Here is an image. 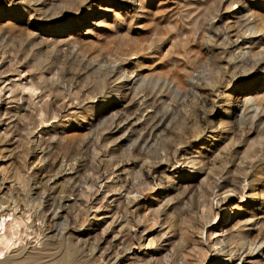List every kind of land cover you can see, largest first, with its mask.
Instances as JSON below:
<instances>
[{
  "label": "bare ground",
  "instance_id": "1",
  "mask_svg": "<svg viewBox=\"0 0 264 264\" xmlns=\"http://www.w3.org/2000/svg\"><path fill=\"white\" fill-rule=\"evenodd\" d=\"M9 1L8 3L14 5L13 0ZM76 1L15 0L14 10L10 9L6 14L0 12V19H2V25H0V27L5 29L8 35L15 39L16 43H19L20 49H22L24 54H22V58L25 60L23 62H27L28 69L30 68L31 71L38 76V79H52L56 76L57 80H61V86H55L56 89L54 88V80L50 84L47 82V84H44L42 81L43 79L40 83H35V80L32 78H29L26 82L25 77V79H23L25 83L21 84L23 81L21 82L22 79L20 80L21 72L17 71L18 65L16 64L15 66L17 67H13L11 65L12 63L10 64L11 70L17 74L19 80L17 78L18 81L15 83H11V81L10 83L8 82L10 85H8L9 91H7L8 88L4 91L5 95L6 93L10 95L8 101L5 99L1 100L3 96L0 97V102L5 101V105L10 103H15L17 105L16 109L18 112H16L17 110H8L7 112L10 116H8L6 120L14 117L16 114L18 116V121L14 119L11 123L10 128L12 129L13 136L11 137L12 134L10 135L11 139L9 142L17 136L15 133L19 134L20 130H22L20 129L21 123H19V120L22 122V117L26 115L25 112L31 113V116L33 115L31 124H33L34 127H32L31 131H25V136L30 138L33 136L32 134L35 127L43 123L46 124L49 120L53 121L52 119L57 120L59 118L58 110L56 109L57 105L54 108V105L47 101L48 99L46 101H44V99L49 97L50 94L52 97L54 96V98L61 94L63 96L61 97L62 100H66V94L61 91H65L66 86H68L66 92L68 91L69 93V91H71L69 89L73 84L72 81L75 80V75H77L75 72L76 70L73 72L74 66H76L77 70L79 69V71L87 73L88 75L86 74V76L89 79L81 88L83 92H87L90 100L86 102L84 98L85 102L80 101L84 102L81 103V105L93 101L97 97L104 99L102 103H109L106 109L101 111V113L97 115V118H95V120L97 119L98 121L95 126L97 127L98 125L100 130L102 128L99 139L90 138L85 141L83 140L84 142L82 141V144L76 149L77 153L75 152L74 154L66 150L67 146L64 147L62 145V142L59 141V136L56 142L45 146L43 149L44 152L42 151L43 156L40 160V162H43L42 167L36 169L37 172L35 176L29 177L30 181L33 182L32 186L37 190L35 198L28 197V193L31 189L33 190V188L26 183L23 184L21 182L22 186H19L18 189H14L17 182L15 179H12V181L8 182L9 186L7 191H4L0 184V212L4 206L7 208L12 207V203L15 204L14 207L19 204L22 211V215L15 216L14 214L9 216L8 219L0 217V258L3 256L4 250L9 251L18 242L21 243L24 239L23 237L30 235L26 233V230H32V226H35V222H38L40 225L35 229L33 234L35 235L34 240L37 242H39L38 237L42 235V242L39 243L41 246L40 249L31 250L30 247L26 249L28 243L23 247L19 245L17 250H15V255H13L15 259H10V261L7 259L8 262L5 264H118V262H122L119 264H256L257 261L255 260L257 256L264 258V235H262L264 234V211L261 213V217H258L259 219L256 218L253 220L254 224H252L254 226L259 223L256 234H253V230L251 229H247L246 232L240 230V232L235 234H227L228 231L224 230V228H214V226L229 223L235 218L236 214H240L237 218L240 222L252 221L255 215L251 212L252 214L249 215L250 217L244 220L243 218H245L246 215L245 213L241 214L240 211L243 210L239 206L233 204L235 200L239 199L241 202L240 204H242L248 199V203L258 201L259 205H264V91L259 95L260 98H257L259 100L257 102V99L255 100L248 96L250 91L247 90V88L251 86L247 85L249 82L251 83V79H257L258 75H264V8L256 11L253 9L254 12L251 10L252 13H249L251 21H248L249 18L243 20V29L239 31L242 26L239 27V30L233 29L232 26L237 21H232L235 16H223V14H227V12L231 11L232 6L239 2L238 0H230V2H227L228 0H204L203 3H199V0L196 1V3H194L193 0H184L181 8H177L175 11L173 10V12L167 16L168 19H165L169 25H173L179 35L173 42L176 44L181 43L182 48L177 50L176 55L172 56L168 62L161 61L154 67L155 70L163 68L162 75L172 80L171 82L173 83L174 89L170 90L168 88L169 85L164 84V81L161 83L160 80V83H157V85L154 84L153 86L150 84L153 86L151 88L147 86L148 83L146 84L145 82L147 74H143V71H141V69H145L144 67L147 65H143V67L140 65L138 59L135 62L130 61V57L141 54L138 53L137 55V53H130L127 57L124 55L123 58H120L119 56H122L123 52L119 55L121 51H118L119 56L109 60L107 58H112L113 55H109L105 58L106 56L101 57L97 53H95L96 55L92 52L90 53V41L87 45L83 42H79L74 33L64 35V30L66 28L63 27L62 23L59 21L65 19V14L79 16V13H76L74 9L76 10L77 5H81V3L77 4ZM142 1L138 2L141 3ZM179 1L177 0V2ZM84 2L83 0L82 3L84 4ZM132 2L133 1L130 3ZM258 3L264 4V0H259ZM216 4L220 5V8L223 10L222 13H219L216 9L219 7L215 6ZM192 5H196V7L189 8ZM85 12L87 17L91 11L88 9ZM183 13H187L189 16H182ZM231 14L234 13L231 12ZM178 18L183 19L179 20ZM237 19L239 18L237 17ZM23 21L25 23H23ZM46 21L47 23H53L49 26L50 28L48 30H43V27H40L37 31L35 24L39 22L42 24ZM180 22H183L185 27L181 28ZM74 23L77 26L80 20H75ZM216 23H222V25L214 26ZM19 24L24 25L26 28L25 31L20 30ZM205 24L209 27L212 34H214V37L207 36L208 38H206V36L201 34L202 25ZM126 28L124 29L126 30ZM0 32L2 33L3 31ZM121 34L122 37L126 35L120 33V35ZM107 35L108 33L106 36ZM120 35L118 38L121 37ZM64 36L67 37L63 39L62 37ZM98 36L99 40L101 36ZM106 36L104 35V37ZM13 38L12 40H14ZM126 38L128 39L129 36L127 37L126 35ZM126 38L124 40H126ZM123 39L122 41H124ZM239 39L241 41H238ZM247 39H252V41L247 42ZM106 40L107 39H105V41ZM108 40L107 42L109 44H112V42L114 43V41V44H118L115 38L112 42ZM94 42L95 41H93V43ZM123 43L119 42L121 45ZM247 43L249 44V49L251 48L255 52L253 57L258 58L247 63V65H245L244 62H235L238 58H244L245 52H243V45ZM95 44H97V42ZM123 47H125V45H123ZM227 48L233 49V51L229 52L227 50L229 53L226 56L224 52ZM16 49L17 48H15V50ZM18 49L16 50L17 52H22ZM130 49L131 46L127 49L129 50L128 52L132 51ZM234 51H238L236 57L233 55ZM168 52H171V48H169L167 52H164V56H167ZM114 53L116 54L115 51ZM1 54L3 56L4 52H1L0 56ZM25 54L26 56L28 54V60ZM104 55L107 54L105 53L103 56ZM231 58L235 63L230 62ZM158 61H160V59H158ZM15 62L19 63L17 59H15ZM152 66L150 65L149 67L151 68ZM202 66H204V70L207 71L208 75L206 77H204L205 75L203 77H196L194 83L188 82L186 78L192 77V75H188L189 72H196L198 69L203 68ZM12 67L14 69H12ZM139 67L143 68L140 69ZM158 72L156 71L155 73L158 74ZM249 76L251 77L249 78ZM0 77L2 78L3 76ZM35 77L36 76H34V78ZM242 77H246V79L243 83H239L240 81L238 80ZM261 78L263 79L264 76ZM158 79L160 78L158 77ZM57 80H55V82ZM67 80L68 84H64ZM223 81H227V85L230 84L231 88L236 89L233 97L234 101L232 100V103L241 104L243 108L242 117L235 120V115L232 111V116L230 119H227L226 115L229 113L230 109L233 108L232 103L229 102L231 98V93L229 92L226 96V101H228V103L226 104V108L222 111L220 120L218 119L219 122L216 127V130H218H215L217 135H219L216 136L217 140L212 145L210 143V146L207 147L202 154L203 156L201 155L202 157H187L188 159H185V153L181 155L179 146L182 147L186 144L185 139H191L189 140L191 142H193V140L196 141L203 136L202 133L205 130L208 131V127L211 125L207 128L206 126L204 127V125L207 115L210 114L201 110V108L205 100L214 103V99L217 96L216 93L222 90H230L227 85H223ZM78 83L79 82H77V84ZM190 88L192 91L189 95L190 101H186V103H192L189 114L193 113L192 115H196L202 120L203 124H200V129H197L198 126L195 129L189 128L188 124L191 118H188V110H183L185 103L182 106V96H187ZM121 90L123 91L121 92ZM2 91L3 90L0 88V93ZM37 91H39L40 96L36 95ZM25 92L28 96L26 98H24V96L23 99L21 93L25 94ZM126 92L128 93L127 96ZM76 93H78V90ZM76 93L75 95L78 98L79 95ZM1 95L3 94L1 93ZM35 96L39 100L37 101L35 98L37 102L34 103L33 97ZM69 98L71 99V96ZM187 100H189V98ZM76 101V98H72L70 102L66 100V102H68V104L65 102L67 105L63 104V102L60 106L62 109L63 107L70 108L71 106L72 109L81 108L80 102L78 101L75 103ZM117 101H119V103H117ZM59 102V99L56 100V103ZM188 104L190 105V103ZM115 106L124 110L121 113L122 117L120 116L121 114L117 116L116 112V114L111 113V116L108 115L111 117L108 118L111 122L109 121L107 123L108 125L105 124L101 127L100 125L102 123L104 124L107 122L102 121V118L106 120L105 114ZM58 108L60 109V107ZM172 111H180V115L182 116L178 121H174V116L176 118V115H173L174 113ZM11 112L13 113L10 114ZM20 112L24 113L20 115ZM61 112L64 111L62 110ZM5 114L3 113V115ZM195 119L196 117L194 116V122ZM247 120L248 122L246 126H244V121ZM207 123L209 124L208 121ZM184 124L185 126L187 124L188 127L183 126ZM247 124H249V128H247L248 130L245 128L247 131H244L243 127H247ZM190 125H192L190 127L195 126L191 123ZM213 127L214 126H212V128ZM189 129H191V134L188 131ZM168 132L170 135L168 134V137H166L165 135H167ZM208 132H210V130ZM238 132H240V134L242 133L241 137ZM252 134H255L253 138H251ZM75 135L76 136L73 137L75 138L74 141H79L77 134ZM109 135H118L112 142H117L115 146L117 147L116 149L123 152L122 154L124 155L119 153L121 156H115L114 150H111L108 146ZM238 135L240 138L237 137ZM86 136L88 135L86 134ZM213 136L214 135H212V137ZM82 137L84 138V135L80 136L81 139ZM30 138L28 139L29 141H26L27 145L32 142ZM69 138L66 137L68 140ZM3 144L5 150H8V147L13 145L12 142H5ZM157 145L159 147L158 149L163 152V156H160L161 152H153L155 146V149H157ZM71 146L72 145L69 144V147ZM107 146L109 149H107ZM34 148L36 147L33 146L32 149L30 148L31 158L34 155ZM105 153H107L106 156H104ZM155 153H158V155H155ZM97 155H99V157ZM100 157L105 158L102 160ZM101 163H103L104 166L99 170V166L101 167L102 165ZM31 164H33V161ZM177 164L183 165V169L189 166V170L193 169V171H191L192 175L201 178L200 182L197 183L198 188L195 190L196 192L189 189V187H181V191L182 188H184L182 193H180L182 195L181 199H186V202L183 203L181 199V201H177L179 196H175V199L177 198L176 200L174 197L167 198V196H163L160 201L164 198L166 199L164 200L165 202L163 201L164 204L162 203L163 206L159 204V208L162 206L161 209L150 208L149 215H140L137 209H133V207L139 206L140 200L143 199L141 194H143L145 189L143 188L140 191L134 189V182H139L140 178H144V180L149 179L150 182L144 183L146 187L147 185L149 187L150 183L154 181V176H156L155 178L159 182L157 185L154 184L156 187L158 184L161 185L165 183V186L161 189L162 191L171 184L170 188L173 190L174 179H176L175 186L179 185L181 182L177 179L178 177H173L172 175L165 176V173L169 167L175 171ZM114 168L115 170H113ZM122 170L126 171L125 177L128 178V180H125L128 181L126 185L128 188L124 189L125 192L124 196H122V200L120 201L117 199L114 206H111L109 201V204L105 203L101 205L103 201L106 202V195H108V193L117 192L120 195L121 193H119V191L124 188L125 185L123 183L122 185L119 184L118 187L117 185H110V187H108V184V186H106V184L102 185V182L98 183L97 181L102 177V180H106L107 182L110 176ZM86 171H90L91 176L87 175V178L83 177L78 179L77 173L82 174L84 172L86 173ZM100 171L102 173H100ZM175 173L178 172L176 171ZM83 176L85 175L83 174ZM116 176L117 174L115 178H117ZM218 177L222 179L221 184L216 185L217 183L215 184L210 181L211 179L214 181L216 178L218 179ZM6 180L7 179H4L2 176L1 181L3 182ZM242 181H247L248 183L247 188L250 192L248 195L242 193L245 187L239 190ZM208 182L216 186L213 185V188H211ZM82 185H85L86 189L88 188L89 190L86 191V189H84L85 187ZM102 186L107 189H102L103 192H101L98 196L99 198H97L95 195L99 193ZM150 187L148 192H153L151 191L153 190L152 186ZM202 187H205V189L203 188V190ZM209 187L211 189L207 191L206 188ZM237 190L240 192H236ZM13 191L15 197L14 201L11 202L8 192L12 194ZM147 197H149V195L145 196V198ZM200 209H204V213L202 214L201 212V214L198 215ZM100 210V213H96ZM58 211L64 212L67 220L58 222L57 220L62 218V216H59ZM24 214L26 217L23 216ZM67 214L70 215L68 216ZM29 217H33L30 225L26 224ZM160 218L162 219L160 220ZM67 221H69V225H67ZM213 221L215 223L210 225ZM147 222L152 223L151 228L145 227ZM148 225L150 226V223ZM95 232H97L96 238L92 239L90 235ZM204 235L205 239H203ZM74 236H76V238H73ZM212 236L214 237L212 238ZM79 237L80 240L78 239ZM108 238H110V240H107ZM205 243H207L206 247ZM137 250H142L140 252L141 256L135 255ZM209 250L214 253L213 256H207ZM248 260L250 261L249 263Z\"/></svg>",
  "mask_w": 264,
  "mask_h": 264
},
{
  "label": "rangeland",
  "instance_id": "2",
  "mask_svg": "<svg viewBox=\"0 0 264 264\" xmlns=\"http://www.w3.org/2000/svg\"><path fill=\"white\" fill-rule=\"evenodd\" d=\"M76 1V0H75ZM78 1H80V2H78ZM85 2H84V4L82 3L83 2V0H77L76 1V3L77 4H79V3H81V5L79 4V5H77V7H76V10L74 9V11L76 12V13H79L78 15L79 16H73V15H68V14H65V19H63V20H60L59 22H61L62 23V26L63 27H65L66 29L64 30V35H68V34H72V33H74V35L77 37V39L79 40V42H83V43H85V44H87L88 45V43H89V41L92 43V44H94V45H92L91 43L89 44V47L91 48H89L90 50V53L92 52L93 54H95V53H97V54H99L101 57H105V58H107L109 55H113L112 56V58H107V59H109V60H111V59H114L113 57H118L119 55H121V53H122V56H119L120 58H123V56L124 55H126V57L128 56V54L130 55V53H137V55H138V53L139 54H141V55H138V56H133V57H130L131 58V62H135V61H137V59H138V61H140V65H147L148 66V68H147V66L146 67H144L145 69H141V68H143V67H139L140 69H141V71H143V74H147L146 76H147V78H146V84H147V86H149L150 88L151 87H153L154 86V84L155 85H157V83L159 84L160 82L162 83V81H164L163 83L164 84H166V85H169L168 86V88L170 89V90H173L174 89V87H173V83L171 82L172 80H170V78L169 77H167V76H164V75H162V72H163V68H159L158 70H159V72L161 73H159L158 72V70H155V65H157L159 62H168V60L172 57V56H175L176 55V52H177V50H179L180 48H182V44L181 43H178V44H176L175 42H173V40L174 39H176L179 35H178V33H177V31L175 30V28L173 27V25H169L168 23H167V16L168 15H170L172 12H173V10L175 11L177 8H181V6H182V3H183V1L184 0H181V1H179V2H177V0H131V1H133L132 3H130L131 1L130 0H84ZM140 1H142L141 3H139ZM160 1V2H159ZM165 1V2H164ZM172 1V2H171ZM192 1V0H191ZM196 1H198V0H193V2L194 3H196ZM239 2L238 3H236V4H234L233 6H232V9H231V11L230 12H227V14H223V16H227V15H233V16H237L239 19H237V17L235 18V17H233V19H232V21H236V23H237V25H236V23L234 24V25H232L233 26V29L235 28L236 30H239V27L240 26H242V28H240L241 30H239V31H242V29H243V23H242V21L243 20H245L246 18H249V13L251 14L252 13V11L254 12V10L256 11V10H258V9H262V8H264V4L262 3V4H259L258 3V1L259 0H251V1H249V0H238ZM8 2H10L9 0H0V12L1 13H7L8 12V10H10V9H12V10H14L15 9V0H13V4L14 5H12V3H8ZM145 2V3H144ZM171 2V3H170ZM199 3H203L204 2V0H199L198 1ZM227 2H230V0H228ZM226 2V3H227ZM86 3V4H85ZM155 3V4H154ZM174 3V4H173ZM225 3V4H226ZM6 4V5H5ZM10 4V5H9ZM176 4V5H175ZM178 4V5H177ZM245 6H244V5ZM89 5V6H88ZM242 5V6H241ZM260 5V6H259ZM88 6V7H87ZM153 6V7H152ZM179 6V7H178ZM215 6H219L218 8H220V5L218 4H216ZM196 7V5H192V6H190L189 8H195ZM77 8H79V9H77ZM166 8V9H165ZM218 8H216L218 11H219V13H222V9L220 8V9H218ZM88 9H90V11L92 12H90V14L89 15H87V17H86V12L85 11H87ZM161 9V10H160ZM167 9H168V11H167ZM254 9V10H253ZM77 10H79V11H77ZM221 10V11H220ZM252 10V11H251ZM84 12V13H83ZM114 12V13H113ZM231 12L232 13H234V14H231ZM64 14V13H63ZM81 15V16H80ZM147 15V16H146ZM189 16V14H187V13H183L182 14V16ZM63 16V15H62ZM66 17H67V19H66ZM81 17V18H80ZM240 17H242V18H240ZM15 19V18H14ZM166 19V20H165ZM179 20H182L183 18H178ZM75 20H80V23L76 26V24L74 23V21ZM156 20V21H155ZM163 20V21H162ZM14 21V20H13ZM114 21V22H113ZM240 21V22H239ZM249 22L251 21V18H249V20H248ZM15 22V21H14ZM224 22V21H223ZM222 22V23H223ZM23 23H25L24 21H23ZM125 23V24H124ZM181 24H180V27L182 28V27H185L184 26V24H183V22H180ZM222 23H216L214 26H220V25H222ZM240 23H242V24H240ZM51 24H53L52 22L50 23V22H48L47 23V21L46 22H43L42 24H41V22H39V23H37V24H35L36 25V30L38 31V29L41 27H43L42 29L44 30H48L50 27V25ZM127 24V25H126ZM140 24H141V26H140ZM0 25H2V19H0ZM45 25V26H44ZM108 25V26H107ZM127 27H125V26ZM19 27H20V30L21 31H25V27H24V25L23 24H19L18 25ZM122 26H123V28H122ZM204 26V27H203ZM235 26V27H234ZM130 27V28H129ZM141 27V28H140ZM238 29H237V28ZM1 29H0V31H3L2 33L0 32V35H2V36H0V53L1 52H4V55L2 56V54H1V56H0V76H3L2 78L0 77V88L3 90L1 93L3 94V95H1V93H0V97L1 96H3V97H1V100H3V99H5V100H9V98H10V95L9 94H7L6 93V95L4 94V91L7 89V91H9V83H10V81H11V83L13 82V83H15V82H17L18 80H19V78H18V76H17V74L15 73V72H13L12 70H11V67H10V64L13 66V67H17V66H15L16 64L18 65V69H17V71L19 72H21L20 73V80H21V84H24L25 83V81L27 82L28 80H29V78H32L33 80H35L34 82L35 83H40L41 82V80L43 79H38V76L35 74V73H33V71H31V69L29 68L28 69V66H27V62H23V61H25L23 58H22V56L24 55L23 54V51H22V49H20V45H19V43H16L15 42V39L13 38V37H11L10 35H8V33H7V31L5 30V29H3L2 27H0ZM122 28V29H121ZM124 28H126V30L124 29ZM5 30V31H4ZM123 31V32H122ZM83 32V33H82ZM125 32V33H124ZM105 33V34H104ZM108 33V35L106 36V34ZM120 33H123V34H126L127 35V37L129 36V38L127 39L126 38V35H124V37L126 38V40H124L125 38L124 37H122V34L120 35ZM249 33V32H248ZM247 33V34H248ZM93 34H95V35H93ZM201 34H203L204 36H206V38H208V37H214V34H212V32H211V30L209 29V27L205 24V25H202V30H201ZM206 34V35H205ZM15 35V34H14ZM14 35H12V36H14ZM82 35V36H81ZM98 35H100L101 36V38H99V40H98ZM104 35L106 36V37H104ZM121 36L122 37V39L125 41H122V39H121V37L120 38H118V36ZM11 38H10V37ZM87 36V37H86ZM97 36V37H96ZM103 36V37H102ZM208 36V37H207ZM67 36H64V37H62L63 39H65ZM90 37V38H89ZM108 37V38H107ZM110 37H112V38H110ZM116 37H117V39H116ZM12 38L14 39V40H12ZM84 38V39H83ZM109 39V40H111L110 42H112V40L115 38V40H116V43L118 42V44H114L115 43V41H114V43L112 42V44H109L108 42H107V40L105 41V39ZM101 39V40H100ZM252 39H254V38H252ZM252 39H247V42L249 41V42H251L252 41ZM83 40V41H82ZM87 40V41H86ZM96 40H98V41H96ZM102 40H104V41H102ZM108 40V41H109ZM119 40V41H118ZM121 40V41H120ZM93 41H95L94 43H93ZM238 41H241L240 39L238 40ZM97 42V44H95ZM119 42H121V43H123L122 45L121 44H119ZM127 42V43H126ZM172 43H173V46H172ZM115 46H114V45ZM131 46V49L130 50H132V51H130V52H128L129 50H127V49H129L130 48V46ZM16 45V46H15ZM123 45H125V47H123ZM127 45V46H126ZM248 45V46H247ZM117 46H119V47H117ZM121 46V47H120ZM152 47V48H151ZM15 48H19L18 50H20V51H22V52H17L16 50H15ZM127 48V49H126ZM169 48H171V52H168V54H167V56H164L165 55V53L164 52H167L168 51V49ZM152 49V50H151ZM249 49V44L247 43V44H245V45H243V52H245V55H244V58H238V59H236L235 60V62H237V61H240V62H244L245 63V65H247V63H249V62H252L254 59H256V58H258V57H253V54L255 53L254 52V50L253 49H251V51H250V49ZM92 50V51H91ZM116 52V54L114 53V51ZM150 50H151V52H150ZM230 52V51H233V49H229V48H227L226 50H225V52H224V55H228V51ZM89 51H88V53H89ZM93 51H95V52H93ZM118 51H121L120 52V54L118 55ZM253 51V52H252ZM247 52V53H246ZM19 53V54H18ZM28 53V52H27ZM107 54V55H104L103 56V54ZM111 53H113V54H111ZM157 53V54H156ZM234 54V57H236V55H237V53H238V51H234L233 52ZM23 54V55H22ZM161 54V55H160ZM96 55V54H95ZM98 55V56H99ZM116 55V56H115ZM156 55V56H155ZM163 55V56H162ZM25 56H26V54H25ZM30 56V55H29ZM162 56V57H161ZM27 60H28V54H27ZM126 57H124V58H126ZM142 57V58H141ZM129 58V57H128ZM154 58V59H153ZM157 58V59H156ZM4 59V60H3ZM12 59V60H11ZM15 59H17L18 61H19V63L17 62H15ZM136 59V60H135ZM141 59H142V61H141ZM152 59V60H151ZM158 59H160V61H158ZM1 60H2V62H1ZM156 61H157V63H156ZM152 62V63H151ZM153 62H155V63H153ZM230 62H234L233 60H232V58H231V60H230ZM234 62V63H235ZM15 63V64H14ZM154 64V65H153ZM26 65V66H25ZM152 66L153 67V69H152V67L150 68L149 66ZM12 67V69H14ZM26 67H27V69H26ZM203 68H200V69H198L196 72H189V76H191L192 75V77L191 78H186L187 79V81L188 82H192V83H194L195 82V78L196 77H198V76H200V77H203L204 75V77H206L207 75H208V73H207V71L206 70H204V66H202ZM10 70H9V69ZM8 69V70H7ZM161 69H162V71H161ZM76 70V71H75ZM76 72V74L77 75H75V77H74V79L75 80H73L72 82H73V84H72V86H71V88L69 89V90H71V91H69V93H68V91L66 92V90H68V86H66L65 87V91H61V92H63V93H65V94H63V95H65V97H66V100L67 101H69L70 102V100L72 99V98H76L77 99V101L75 102V103H77L78 101L80 102V101H84L85 102V99H86V102H87V100L89 101L90 99H89V95H87V92H83L82 91V88H81V86H84V84H85V82L86 81H88L89 79L87 78V76H86V74L87 73H85L84 71H79V69L77 70L76 69V66H74L73 67V72ZM158 72V74L157 73H155V72ZM28 72V73H27ZM78 72H80V73H78ZM13 73V74H12ZM82 73V74H81ZM157 74V75H155V74ZM206 73V74H205ZM5 74H6V76H5ZM36 76L35 78H34V76ZM88 75V74H87ZM160 75V76H159ZM29 76V77H28ZM78 76H79V78H78ZM86 76V77H85ZM262 76H264V75H258L257 76V79H251V83L249 82L247 85L249 86V85H251V86H249V88H247V90H249L250 92H249V94H248V96H250V97H252V98H254L255 100L259 97L260 98V94H261V92H263L264 91V85H263V83H264V78L262 79L261 77ZM25 77H26V79H25ZM81 77V78H80ZM158 79V77L160 78V79H158V82H157V79ZM251 76H249V78H250ZM17 78H18V80H17ZM49 78V77H48ZM149 78H151V79H149ZM192 78H194V79H192ZM260 78H261V80H260ZM6 79H8V80H6ZM23 79H25V81L23 80ZM51 78H49V79H43L42 81H43V83L45 84L46 82L47 83H51L53 80H54V88L56 89V87L55 86H57V87H60L61 86V80L60 79H58L57 80V78H56V76L55 77H53L51 80H50ZM245 79H246V77H242V78H240L238 81H240L239 83H243L244 81H245ZM38 80V81H37ZM55 80H57L56 82H55ZM78 80H80V81H78ZM149 80V81H148ZM155 80V81H154ZM159 80H160V82H159ZM9 82V83H8ZM68 82V80L66 81V83H64V84H68L67 83ZM77 82H79L78 84H77ZM224 82V81H223ZM258 82V83H257ZM3 83V84H2ZM5 83V84H4ZM8 83V84H7ZM46 83V84H47ZM83 83V84H82ZM48 84V85H49ZM80 84V85H79ZM150 84H152V85H150ZM229 84V83H228ZM9 85V86H8ZM59 85V86H58ZM76 85V86H75ZM79 85V86H78ZM137 85H139V84H137ZM223 85H227V81L226 82H224V84ZM246 85V86H247ZM3 86V87H2ZM247 86V87H248ZM227 87H229L230 88V90L229 91H227V90H222V91H220L219 93H216L217 94V96L215 97V102L214 103H212V102H210V101H208V100H205V102H204V104H203V106H202V108H201V110H203V111H205V112H207L208 114H210V115H207V118H206V121H205V125H204V127L206 126V128L208 127V126H210V127H208V131L210 130V132H208V131H204L203 133H202V137L201 138H199V139H197L196 141L195 140H193V142H191V141H189V140H191V139H189V140H187V139H185L186 140V144L185 145H183L182 147L181 146H179L180 148L179 149H181L180 151V153H181V155L182 154H184V158L186 159L187 157L188 158H197V157H199V156H201L204 152H205V150L207 149V147H209L210 146V143H211V145L217 140V137L216 136H219V135H217V130H216V127L218 126L217 124H218V122H219V120H220V118H221V116H222V111H223V109L224 108H226V104L228 103V101H226V96L229 94V92L231 93V98L229 99V102L230 103H232L234 100H233V97H234V95H235V88H231V86H230V84L229 85H227ZM81 88V89H80ZM73 89V90H72ZM75 89V90H74ZM79 89H80V91H79ZM78 90V93H76V91ZM75 92L77 95H79L78 96V98H77V96L75 95V93H73V92ZM123 90H121V92H122ZM24 93V92H23ZM83 93V94H82ZM190 93H192V91H191V88H190V90H189V94L187 95V96H185V97H183L182 96V98H183V103H182V106L184 105V103H185V105L183 106L184 107V109L183 110H185V111H187L188 110V114L190 113V110H191V108H192V103L191 102H188V103H190V105L188 104V103H186V101H190V97H189V95H190ZM25 94H27L26 92H25ZM25 94H22L21 93V96H22V98L24 97V98H26L27 96H28V94L27 95H25ZM47 94V93H46ZM72 94V95H71ZM183 94V93H182ZM181 94V95H182ZM220 94V95H219ZM36 95L37 96H40V93H39V91H37L36 92ZM68 95V96H67ZM81 95V96H80ZM87 95V96H86ZM128 95V93L126 92V96ZM5 96V97H4ZM9 96V97H8ZM71 96V99L69 98ZM86 96V97H85ZM60 97V98H59ZM61 97H63L61 94H60V96H57L56 98H54V96L52 97V95L50 94L49 95V97H46L45 99H44V101H46L47 99V101L48 102H50V104H53L54 105V108H55V106H56V109L58 110V114H59V118L56 120V119H52L53 121H51V120H49L46 124H41V125H39V126H37V127H35L34 128V130H33V136H32V138H30V137H27V136H25V131H31L32 130V127H34V125L33 124H31V122H32V118H33V115L31 116V113L29 114V113H26L25 112V116H23L22 117V122H20L21 120H19V123H21L20 124V129H22V130H20V132H19V134H17V133H15V135H17V136H15V138L12 140V141H10V142H12L13 143V145H11L10 147H8V150H5L4 148V144L3 143H5V142H8V143H10L9 142V140L11 139V137L13 136V134H12V129L10 128L11 127V123H12V121H14V119H17V121H18V116H17V114L14 116V117H11L10 119H8V120H6L7 118H8V116H10L9 114H7V112H8V110L9 111H13V110H17L16 108H17V105L14 103H10V104H6L5 105V101L4 102H0V120H1V125H0V142H1V144H0V184H1V188L2 189H4V191H7V189H8V186H9V183L8 182H10V181H12V179H15L16 180V184H15V186H14V189H18L19 188V186H22V183L24 184V183H26V184H28V186L30 185V186H32L33 185V182H31L30 181V178L31 177H33V176H35V173L37 172V168H39V167H42V165H43V162H40V160H41V158H42V156H43V149L45 148V146H47V144H51V143H54V142H56L57 141V139H58V136H59V141L60 142H62V145L65 147V146H67L66 147V150L68 151H71V153H77V151H76V149H77V147L79 146V145H81L82 144V141L84 140H87V139H90V138H92V139H99V137H100V133L102 132L101 130H102V125H105V124H107L109 121H110V119L108 120V118H111V117H109V116H111V113L113 114H116L117 113V116L119 115V114H121L124 110H121V108L120 107H118V106H115V107H113L107 114H105V116H106V120H104L105 118H102L103 120L102 121H107L106 123H102L99 127L101 128V130L98 128V125H97V127L95 126L97 123H98V121H97V119L95 120V118H97V115L99 114V113H101V111H103V110H105L106 109V107L108 106V102H104V103H102L103 102V98H101V97H97V98H95L94 100H96V99H98V100H96V101H90V102H88V103H85V104H82L81 105V103H84V102H80V105H81V108H73L72 109V106L70 107V108H67V107H63V109L61 108V106H60V104L61 103H63V104H68V102H66V100L65 99H63L62 100V98ZM83 97V98H82ZM8 98V99H7ZM23 98V99H24ZM35 98H36V96L35 97H33V102L35 103V102H37L39 99L38 98H36L37 99V101L35 100ZM54 98V99H53ZM59 99V103H56V100H58ZM79 98H80V100H79ZM85 98V99H84ZM88 98V99H87ZM189 98V100H187ZM258 98V99H259ZM61 99V100H60ZM70 99V100H69ZM256 100L257 102L259 101V100ZM51 100V101H50ZM54 100V101H53ZM102 100V101H101ZM233 100V101H232ZM6 101V102H7ZM62 101V102H61ZM225 101V102H224ZM53 102V103H52ZM66 102V103H65ZM117 103H119V101H117ZM66 104V105H67ZM188 104V105H187ZM222 104V105H221ZM86 107H85V106ZM124 105V104H123ZM187 105V106H186ZM100 106H102V107H100ZM185 106H186V108H185ZM58 107H60V109L58 108ZM91 107V108H90ZM189 107V108H188ZM232 107L233 108H231L230 109V111H229V113L226 115L227 116V119H230V117L232 116V111L234 112V115H235V120L237 119H239L240 117H242V110H243V108L241 107V104L240 103H238V104H235V103H232ZM5 108V109H4ZM8 108V109H7ZM67 108V109H66ZM86 108V109H85ZM188 108V109H187ZM84 109V110H83ZM56 110V111H57ZM64 111V112H61V111ZM77 112H76V111ZM90 110V111H89ZM182 110V111H183ZM251 110V109H250ZM5 111V112H4ZM65 111H67V112H65ZM81 111V112H80ZM86 113H85V112ZM89 111V112H88ZM112 111V112H111ZM152 111V110H151ZM16 112H18V110L16 111ZM28 112V111H27ZM60 112V113H59ZM116 112V113H115ZM173 112V111H172ZM178 112V111H177ZM177 112H173L174 114L173 115H176V118H175V116H174V121H178L179 119H180V117L182 116V115H180L181 113H180V111L177 113ZM3 113L5 114V115H3ZM13 112H11L10 114H12ZM22 113H24V112H20V115L22 114ZM67 113V114H66ZM73 113V114H72ZM79 113V114H78ZM84 113V114H83ZM77 114V115H76ZM179 114V115H178ZM193 113H191V114H189V116H188V118L190 119L191 118V121H193V122H189V128H193V129H195V128H197V126H198V128L197 129H200L199 127L203 124L202 123V120L201 119H199L196 115H192ZM61 115H63V116H61ZM109 115V116H108ZM191 115V116H190ZM66 116V117H65ZM81 116V117H80ZM82 116H83V118H82ZM121 117H122V114L120 115ZM194 116L196 117V119H195V122H194ZM85 117V118H84ZM192 117H193V119H192ZM238 117V118H237ZM87 118V119H86ZM30 119V120H29ZM78 119V120H77ZM80 119V120H79ZM82 119V120H81ZM219 119V120H218ZM233 119H234V117H233ZM77 121V122H76ZM81 121H83V122H81ZM207 121L209 122V124L207 123ZM24 122V123H23ZM111 122V121H110ZM196 122H199V123H196ZM248 122V120L247 121H244V126H246V123ZM10 123V124H9ZM29 123V124H28ZM95 123V124H94ZM190 123L191 124H194L195 125V123H196V127L195 126H193V127H190V126H192V125H190ZM25 124V125H24ZM88 124V125H87ZM201 124V125H200ZM108 125V124H107ZM188 125L186 124V126H185V124L183 125V126H185V127H188ZM91 126V127H90ZM93 126V127H92ZM212 126H214L213 128H212ZM26 127V128H25ZM95 127V128H94ZM87 128V129H86ZM88 128H90V129H88ZM96 128H98V129H96ZM212 128V129H211ZM215 128V129H214ZM244 128V131H247L248 129L247 128H249V124H247V127H243ZM247 130H246V129ZM25 129V130H24ZM27 129H29V130H27ZM191 129H189L188 131L190 132V130ZM89 130V131H88ZM94 130V131H93ZM99 130V131H98ZM216 130V131H215ZM96 131H98V132H96ZM93 132H95V133H93ZM212 132V133H211ZM105 133V132H104ZM114 133V132H113ZM12 134V135H11ZM75 134H77V138H78V140L80 141V143H79V141H74V139L75 138H73V137H75L76 135ZM84 135V138L82 137V139L80 138V136H83ZM86 134L88 135V136H86ZM168 134L170 135V133L168 132L167 133V135H165L166 137H168ZM190 134H191V132H190ZM238 134H240V132H238ZM8 135V136H7ZM10 135H11V137H10ZM57 135V136H56ZM70 135V136H69ZM74 135V136H73ZM94 135H95V137H94ZM99 135V136H98ZM211 135V136H210ZM212 135H214L213 137H212ZM241 135H242V133L240 134V137H241ZM63 136V137H62ZM110 136V138H109V140H108V146L111 148V150H114V152H115V156H117L118 155V157L119 156H121V155H124V154H122L123 152H120V150H117L116 148L117 147H115L116 146V143L117 142H112L116 137H118V135H109ZM164 136V137H165ZM255 136V134H252L251 135V138H253ZM66 137L67 138H69V140L68 139H66ZM204 137V138H203ZM211 137V138H210ZM237 137H239V135L237 136ZM236 137V138H237ZM239 137V138H240ZM18 138H19V140H18ZM30 138V140L32 141V142H30V143H32V144H30V143H28L29 145H27L26 144V141H29L28 139ZM73 138V139H72ZM77 138H76V140H77ZM215 138V139H214ZM20 139H22V140H20ZM208 139V140H207ZM214 139V140H213ZM184 140V141H185ZM3 141V142H2ZM22 141V142H21ZM24 141V142H23ZM58 141V142H59ZM70 141V142H69ZM83 141V142H84ZM15 142V143H14ZM76 142V143H75ZM16 143H18V144H16ZM23 145H21V144ZM70 145H72L71 147H69V144ZM111 143V144H110ZM20 144V145H19ZM113 144V145H112ZM188 144V145H187ZM190 144V145H189ZM26 146V147H25ZM33 146H35L36 148H34L33 149V152H34V155H33V157L31 158V149H32V147ZM107 146V149H109V147ZM112 146V147H111ZM187 146V147H186ZM21 147H23V148H21ZM40 147V148H39ZM25 148V149H24ZM31 148V149H30ZM39 148V149H38ZM74 148V149H73ZM114 148V149H113ZM156 148V146L154 147V150H153V152L154 151H157L158 153H160L161 151L158 149L159 147H158V145H157V149H155ZM205 148V149H204ZM24 149V150H23ZM42 149V150H41ZM159 150V151H158ZM184 150V151H183ZM200 150V151H199ZM27 151V152H26ZM43 151V152H42ZM202 151V152H201ZM183 152V153H182ZM121 155H120V154ZM158 153L156 154L155 153V155H158ZM200 153V154H199ZM10 154V155H9ZM26 154H27V156H26ZM199 154V155H198ZM24 158H22L21 156ZM107 155V153H105V155L104 156H106ZM198 155V156H197ZM98 157H99V155H97ZM160 156H163V152H161L160 153ZM203 156V155H202ZM201 156V157H202ZM26 157V158H25ZM97 158V157H96ZM102 160L105 158V157H100ZM187 158V159H188ZM24 161H23V160ZM33 161V164H31V162ZM106 160V159H105ZM102 164V165H101ZM100 165H101V167L99 166V170H100V168L102 169L103 168V163H101ZM177 168H176V170L175 171H173V169L171 168V167H169L167 170H166V173H165V176H173V177H178L177 179H179L180 180V184L179 185H176L175 186V183H176V179H174V181H173V190H171V188H170V186H171V184H169L168 185V187H166L165 189H163L162 191H161V189H162V187L163 186H165V183H163V184H161V185H159L158 184V186L156 187V185H157V183H159L158 181H157V179L155 178L156 176H154V181L152 182V183H150V185H149V187L150 186H152V189L153 190H151V191H153V192H148L149 191V187H148V185H147V187H146V184H144V183H147V182H150L149 181V179H146V180H144V178L142 179V178H140V180H139V182L138 181H135L134 182V189H136V190H142L143 188L145 189V191H143V194H141V196L143 197V199L142 200H140V202H139V206L137 207V206H134L133 207V209L135 208V209H137V211H138V213H140V215L142 214V216L143 215H149L150 214V210L151 209H155V208H159V204H161L162 206H163V201L166 199V198H164L162 201H160V199L163 197V196H167V198L168 197H170V198H173L174 197V199H175V196H179V198L177 199V201L178 200H180L181 199V197H182V195L180 194V193H182V191H183V189L184 188H182V191H181V187H185V188H187V187H189V189H191L192 191H194V192H196L195 190L198 188L197 186H198V184L197 183H199L200 182V177H196L195 175H192V172L191 171H193V169H191V170H189L188 168H189V166H188V168H186V169H183L184 167H183V165H180V164H177V166H176ZM35 168V169H34ZM113 170H115V168L113 169ZM125 170V169H124ZM102 171V170H101ZM100 171V173H102ZM178 172V173H175V172ZM121 173V174H120ZM80 174V173H79ZM78 173H77V175H78V179H81V178H83V177H88V176H91V173H90V171H86V173L84 172V173H82V174H80L79 175ZM83 174L85 175V176H83ZM117 174V178H115V175ZM124 174V175H123ZM125 174H126V171H120V172H118V173H114V175H112V176H110V178L108 179V181L106 182V180H102V177L100 178V180L99 181H97L98 183L100 182H102L101 184L102 185H105L106 184V186H108V187H110V185H117V187L119 186V184L120 185H122L123 183H124V188H122V189H120V191H119V193H121L120 195L117 193V192H110V193H108V195H106V202L105 201H103V203H101V205H104L105 203H108V201H109V203H111V206H114L115 204H116V202L115 201H117V199L118 200H122V196H124V192H125V188H128V186H126L127 185V182L128 181H125V180H128V178L127 177H125ZM88 175V176H87ZM2 176H3V178L4 179H7L6 181H1V178H2ZM15 176V177H14ZM80 176V177H79ZM13 177V178H12ZM20 177V178H19ZM30 177V178H29ZM37 177V176H36ZM35 177V178H36ZM114 177V178H113ZM18 178V179H17ZM126 178V179H125ZM9 179H11V180H9ZM21 179H22V181H21ZM24 179V180H23ZM142 179V180H141ZM114 180H116V181H114ZM217 180V181H216ZM216 180H210L211 182H214L216 185H218V184H221L222 183V179L221 178H219L218 177V179L216 178ZM25 181V182H24ZM27 181H28V183H27ZM142 183H141V182ZM22 182V183H21ZM111 182H113V183H111ZM115 182V183H114ZM164 182V181H163ZM211 182H208V184H210ZM117 183V184H116ZM139 183V184H138ZM108 184V185H107ZM142 184V185H141ZM152 184V185H151ZM154 184H156V185H154ZM215 184H210L209 186L211 187V188H213V185H215ZM248 183H247V181H242L241 182V184H240V187H239V190L241 189V188H243V187H245L244 188V190H243V194H245V195H248L250 192L248 191V185H247ZM145 185V186H144ZM215 185V186H216ZM82 186H84L85 187V185H82ZM142 187V188H141ZM206 188V190L208 191V189H209V191H210V189L211 188ZM32 188H33V190L31 189V191L28 193V197H31V198H35L36 197V191L37 190H35V188H34V186H32ZM151 188V187H150ZM169 188V189H168ZM205 189V187H202V189ZM84 189H86V187L84 188ZM106 190L107 188H103V186H102V188H100V190H99V193H97V195H95L97 198H99L98 196L101 194V192H103V190ZM109 189V188H108ZM147 189V190H146ZM203 189V190H204ZM87 190H89L88 188L86 189V191ZM239 190H237L236 192H238ZM180 191V192H179ZM216 191V190H215ZM240 192V191H239ZM164 193V194H163ZM200 193H202V192H200ZM179 194V195H178ZM8 195L10 196V200H11V202H13L14 201V197H15V195H14V191L12 192V194H10V192H8ZM149 195V197H147V198H145V196H148ZM181 195V196H180ZM199 195V194H198ZM72 198V197H71ZM110 199V200H109ZM175 199V200H176ZM114 200V201H113ZM182 201H183V203L184 202H186V199L184 200V199H181ZM180 200V201H181ZM113 203H112V202ZM10 202V203H11ZM165 202V201H164ZM249 201H248V199L247 200H245L242 204H240L241 202L239 201V199L238 200H235V202L233 203V204H235V206H239L243 211H240V213L241 214H243V213H245V218H243L244 220H246V219H248V217H250L249 215L250 214H254L255 216L253 217V219H252V221H245V222H243V221H239L237 218H238V216L240 215H238V214H236V216H235V218L233 219V220H231L229 223H226L225 225H220V226H214V228H224V230H227L228 232H227V234L228 233H230V234H235V233H237V232H240V230H244L245 232H246V230L247 229H251V230H253L252 232H253V234H256L257 233V231L258 230H256V229H258L259 227H258V225H259V223L258 224H256L255 226L253 225L254 224V222H253V220L254 219H256V218H258V217H261V213L264 211V205H259L258 204V201L257 202H254V203H248ZM108 203V204H109ZM163 203V204H162ZM11 206L12 207H10V208H7V207H3L2 208V211L0 212V217H5L6 219H8L9 218V216H11V215H14L15 214V216L16 215H22V211H21V207H20V205L18 204L16 207H14L15 206V204H11ZM162 206H161V208H162ZM262 206V207H261ZM137 207V208H136ZM151 208V209H150ZM161 208H159V209H161ZM4 209V210H3ZM40 209V208H39ZM39 209H37V210H39ZM263 209V210H262ZM101 212V210L98 212H96V213H100ZM201 212H202V214L204 213V209L203 210H199V213H198V215H200L201 214ZM252 212V213H251ZM239 213V212H238ZM247 213V214H246ZM58 214H59V216H62V218L61 219H58L57 221L58 222H63L64 220H67V217H66V214L63 212H60V211H58ZM68 216L70 215V214H67ZM23 216H25V214L23 215ZM26 217V216H25ZM89 218H91V217H89ZM88 218V219H89ZM100 218V217H99ZM106 219H108V218H106ZM162 218H160V220H161ZM259 219V218H258ZM33 220V217H29V219L27 220V222H26V220H25V222H26V224H28V225H30V223H31V221ZM238 223H237V222ZM258 221V220H257ZM68 223H67V225H69V221H67ZM150 223V226L148 225ZM147 222L146 224H145V227H147V228H151V225H152V223L151 222ZM215 222L213 221L210 225H213ZM253 223V224H252ZM257 223V222H256ZM253 225V226H250V225ZM40 224L38 223V222H35V226H32V230L31 229H27L26 230V233L27 234H30V235H27V236H25V237H23L24 239H23V241L20 243V242H18L16 245H14L13 246V248H11L9 251H5L4 249H2V250H4L3 252V256L0 258V264H5L6 262H8V260L10 261V259L11 260H13V259H15V257L13 258V255H15V250H17V247L20 245L21 247H23V246H25V244L26 243H28L27 245H26V249L27 248H29L30 247V249L31 250H39L40 249V244L39 243H41L42 242V235H40L39 237H38V241L39 242H37V241H35L34 240V237H35V235L33 234V232L35 231V229L36 228H38V226H39ZM209 225V226H210ZM236 225V226H235ZM256 231V232H255ZM96 233L97 232H95V233H92L91 235H90V237L92 238V239H95L96 238ZM95 235V236H94ZM262 235H264V234H262ZM214 236H212V238H213ZM73 238H76V236H74ZM79 240H80V237L78 238ZM203 239H205V235L203 236ZM107 240H110V238H108ZM213 240V239H212ZM211 240V241H212ZM144 244H146V243H144ZM206 244L207 243H205V247H206ZM14 247H16V248H14ZM229 247V246H228ZM229 248H232V247H229ZM228 248V249H229ZM29 249V250H30ZM148 249H149V247H148ZM151 250V249H150ZM149 250V251H150ZM142 250H137L135 253V255L136 256H141V252ZM144 252V251H143ZM12 254V255H11ZM214 255V253L213 252H211L210 250H209V252H207V256L208 257H210V256H213ZM221 255H223V254H221ZM11 256V257H10ZM226 256V255H225ZM263 256H264V252H263ZM8 259V260H7ZM262 259H264V258H261L260 256H257V258H256V260L255 261H257V263H258V261H259V263L258 264H264V260H262ZM250 261L248 260V263H249ZM119 263H122V262H118V264ZM256 263V264H257Z\"/></svg>",
  "mask_w": 264,
  "mask_h": 264
}]
</instances>
